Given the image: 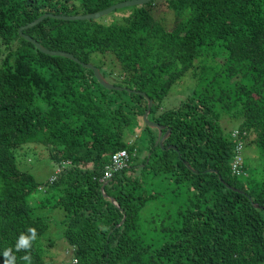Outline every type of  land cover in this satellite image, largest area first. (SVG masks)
<instances>
[{
	"label": "trees",
	"instance_id": "16d2710c",
	"mask_svg": "<svg viewBox=\"0 0 264 264\" xmlns=\"http://www.w3.org/2000/svg\"><path fill=\"white\" fill-rule=\"evenodd\" d=\"M122 1L0 0V264H46L36 241L47 224L30 203L38 193L37 208L64 211L75 264H264V0H163L171 30L153 17L154 0L123 23L45 19L24 31L81 63L109 57L103 77L145 97L106 90L91 70L18 35L47 13L91 14ZM216 43L222 62L207 89L162 110L172 85ZM147 98L148 120L171 129L163 149L142 121ZM223 111L256 149L245 177L231 175ZM32 144L54 165L70 162L52 184L18 167L16 150ZM121 150L133 164L102 191L103 168Z\"/></svg>",
	"mask_w": 264,
	"mask_h": 264
},
{
	"label": "rangeland",
	"instance_id": "374dc122",
	"mask_svg": "<svg viewBox=\"0 0 264 264\" xmlns=\"http://www.w3.org/2000/svg\"><path fill=\"white\" fill-rule=\"evenodd\" d=\"M131 8H125L111 13L99 19L108 23H123V19L129 16ZM152 15L156 21L160 22L167 30H171L175 25V17L163 0H157L152 7ZM219 43L213 50L207 51L204 56L195 60V68L186 73L180 80L172 85L166 97L161 102L162 110L177 108L181 102L185 101L193 91L207 89L208 80L220 67ZM101 54L92 55L89 64L100 68L103 72L111 69L112 65L109 57L103 59ZM109 82V79L106 77ZM203 90V91H204ZM241 120L232 118V112H221L219 121L220 128L224 136L229 137L233 130L239 129ZM248 143V140H247ZM17 165L21 170L30 172L36 182L44 183L56 171L57 165L50 160L49 151L41 145L23 146L16 150ZM256 149L253 145L244 148L245 166L253 167L258 164ZM135 163V162H134ZM133 162L130 161L129 165ZM244 180H239L238 185H243ZM41 193L30 196V203L34 204L33 216L46 221L45 232L37 239L36 244L46 264H73V255L63 237L65 213L59 208H37L36 204L43 200ZM145 218V213H141V219Z\"/></svg>",
	"mask_w": 264,
	"mask_h": 264
},
{
	"label": "water",
	"instance_id": "95a60500",
	"mask_svg": "<svg viewBox=\"0 0 264 264\" xmlns=\"http://www.w3.org/2000/svg\"><path fill=\"white\" fill-rule=\"evenodd\" d=\"M154 0H127V1H122L119 2L113 6H110L102 11L99 12H95V13H91V14H83V15H54V14H44L42 16H40L39 18H37L36 20H34L31 23H28L25 26H22L19 28L18 30V35L20 38L24 39L25 41L31 43L32 45L35 46V48L42 54L47 55V56H56V57H63V58H67L79 65H81L83 68L91 70L93 72V75L95 77V79L97 80V82L106 90H111V91H117V92H121V91H126L127 93H137L140 94L142 97H145L144 93H139L130 89H126L123 87H117L112 85L111 83H109L101 74L100 70L88 63H81L77 58H75L72 54L66 53V52H62V51H50L44 47H42L35 39H33L32 37L25 35L24 31L31 29L37 25H39L40 23H42L45 19H54V20H61V21H88V20H99L103 17H106L108 15H110L111 13L121 10V9H125V8H132V7H143L149 3H151ZM153 106V101L147 98V108L146 111L144 112L143 116H142V121L143 124L152 130H156L157 131V140H156V145H158L161 149H163V143L164 141L167 139V137L170 135L171 133V129L168 128L166 130V132L164 133L163 131H165V127L158 125L154 122H151L148 120V116L151 112V108ZM168 149H174L173 147L169 146ZM185 166L193 173H197L195 172L188 163H185ZM209 172H214L215 171H209ZM219 180L221 181V183H224L221 179V177H219ZM107 183H104L101 190L103 191L104 186ZM226 185V184H225ZM226 187L232 191L235 192H240L239 190L232 188L228 185H226ZM111 202L118 207L116 201L113 198H110ZM251 201V199H249ZM255 208H259L258 205H254ZM124 220V219H123ZM122 220V221H123ZM264 236V233H263Z\"/></svg>",
	"mask_w": 264,
	"mask_h": 264
},
{
	"label": "built area",
	"instance_id": "2783aa9c",
	"mask_svg": "<svg viewBox=\"0 0 264 264\" xmlns=\"http://www.w3.org/2000/svg\"><path fill=\"white\" fill-rule=\"evenodd\" d=\"M248 133L242 130H233L230 133V140L233 141V154L230 160V172L233 177L240 178L247 176L244 162V147L248 140ZM129 155L127 151L121 150L111 155L109 162L103 168V176L99 180L101 183L110 180L114 174L126 169L129 165ZM70 166V162H61L56 171L49 177L48 183L52 184L57 180L65 168ZM42 188H40L41 190ZM76 261H73L75 263Z\"/></svg>",
	"mask_w": 264,
	"mask_h": 264
},
{
	"label": "clouds",
	"instance_id": "9594fccd",
	"mask_svg": "<svg viewBox=\"0 0 264 264\" xmlns=\"http://www.w3.org/2000/svg\"><path fill=\"white\" fill-rule=\"evenodd\" d=\"M240 130V129H239ZM229 138H230V135H229ZM246 144H247V142H246ZM246 144H245V146H246ZM245 148V147H244ZM126 151V150H125ZM129 155V154H128ZM130 158V157H129ZM130 160V159H129ZM130 162V161H129ZM129 166V165H128ZM128 168V167H127ZM49 179V178H48ZM104 183H107V182H104ZM103 183V184H104ZM75 261V260H74ZM73 264H75V263H73Z\"/></svg>",
	"mask_w": 264,
	"mask_h": 264
}]
</instances>
